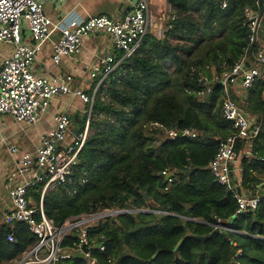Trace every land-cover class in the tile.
<instances>
[{
	"label": "trees",
	"instance_id": "1",
	"mask_svg": "<svg viewBox=\"0 0 264 264\" xmlns=\"http://www.w3.org/2000/svg\"><path fill=\"white\" fill-rule=\"evenodd\" d=\"M166 1L171 14L163 37L146 34L138 51L122 59L98 86L89 117L91 132L79 151L72 181L43 193L44 213L59 224L70 216L109 207L150 210L125 212L90 227L89 239L97 237L106 244L104 251H91L98 264L114 263L125 247L124 232L138 223L148 226L130 235L132 256L122 264H264V195L254 211L235 216L236 195L243 191L255 195L264 180L259 176L264 172V79L246 89L242 99L250 112L259 115L260 129L250 141L236 143L242 168L239 192L220 184L208 169L232 128L220 114L221 86L202 82L207 65H214L219 74L243 54L249 35L244 10L260 12L262 3ZM173 78L179 80L184 99L169 90ZM208 87L210 92L198 99ZM84 122L85 118L81 129ZM154 122L175 131L191 128L198 134L162 137L165 131L152 127ZM247 152L250 155L244 156ZM164 170L173 174L171 183L161 175ZM42 187L43 182L29 187L28 196L35 203ZM217 218L233 231L212 232ZM11 231L14 241L7 240ZM203 235L207 238L199 240ZM77 241V235L70 233L62 245ZM34 244L26 224H2L0 264H10ZM57 264L88 261L77 254Z\"/></svg>",
	"mask_w": 264,
	"mask_h": 264
},
{
	"label": "built area",
	"instance_id": "2",
	"mask_svg": "<svg viewBox=\"0 0 264 264\" xmlns=\"http://www.w3.org/2000/svg\"><path fill=\"white\" fill-rule=\"evenodd\" d=\"M46 1L0 0V42L12 47V53L2 61L0 67V115L8 114L17 121L27 125L33 124L39 120L52 98L68 94L77 96L83 103L89 104V109L86 111L84 126L73 136L70 143H65L70 117L65 113L56 115L55 127L42 135L34 153L27 151L21 153L14 171L10 174V180L20 177L21 181L9 189L12 208L5 215V224L12 226L15 222H22L35 237V244L10 264H57L71 257L66 250L77 252L87 259L88 264H92L96 260L92 257L91 251L94 248L104 251L106 244L104 241L99 242L97 237L89 239L90 227L99 220H106L131 209L103 208L70 216L56 224L45 215L42 197L46 190L72 181L71 175L78 163L79 151L89 135V117L97 88L122 59L134 55L141 46L150 21L149 1L137 0L119 19H112L105 14L92 15L73 29L63 30L60 37L52 42V59L59 63L63 55H71L79 50L83 37L100 30L110 35L114 48L121 56L118 59L113 54L105 55L101 60L102 66L93 68L90 77L100 76V80L97 81L92 95H88L83 89L71 88L69 85L71 77L68 75L50 80L33 71L35 55L40 47L50 40L53 30L50 17L44 13ZM225 4L223 1L222 6ZM244 12L249 27L248 44L233 65L215 74L212 79V82L221 86L220 114L231 123L232 132L220 142L216 154L207 166L216 180L230 189L235 188L233 175L237 161L236 143L238 140L250 141L260 129L258 121L253 122L237 105L232 94L233 86L239 84L241 89L246 90L255 81L264 79V72L248 62L249 57L253 56L252 45L257 41L260 12H255L249 7H246ZM25 31L31 43L24 38ZM254 59L256 63L264 66V50L258 51ZM207 92H210V87L199 94L204 95ZM151 124L152 127L163 129L166 137L172 138L177 135V131L165 129L157 122ZM181 132L191 138L198 134L191 128ZM8 149L11 153L18 151L15 144H9ZM249 155L247 152L244 156ZM237 170L241 171L242 168L239 166ZM168 173L164 170L161 175L165 176ZM83 181L80 180L81 183ZM39 182H43L42 193L38 203H35L28 196V190L30 186ZM167 182L171 183L172 178ZM236 201L235 216L254 211L261 201V195L249 196L241 193L236 195ZM213 226L219 230L233 231L230 227L222 225L218 218ZM70 233H75L78 241L72 246L63 247L62 243ZM100 238L103 239V236ZM7 240H15L12 231L7 234ZM83 246L87 247V251H82Z\"/></svg>",
	"mask_w": 264,
	"mask_h": 264
},
{
	"label": "crops",
	"instance_id": "3",
	"mask_svg": "<svg viewBox=\"0 0 264 264\" xmlns=\"http://www.w3.org/2000/svg\"><path fill=\"white\" fill-rule=\"evenodd\" d=\"M148 1L150 21L147 34L161 38L166 30L168 18L166 9L170 5L166 0ZM132 6L133 4L129 0H47L44 4V13L50 17L53 30L50 40L45 42L35 55L34 73L50 80L58 79L61 75H68L71 77L69 83L71 88L83 89L89 95L93 83L95 82L96 85L97 81L100 80V76L91 78L90 73L94 67L102 66V57L113 54L120 59L121 53L114 48L110 35L100 30L83 37L79 50L71 55H63L59 63H55L52 59V42L60 37L63 30L73 29L92 15L105 14L112 19H119L125 14V10L128 7L132 8ZM24 38L31 43L27 31L24 32ZM256 44V48L252 50L253 56L249 57L248 62L250 65H256L264 72V66L256 63L254 59L258 51L264 50V13L259 20ZM11 53V45L0 42V67L2 61ZM215 74H217L215 66L207 65L202 82L212 83ZM245 91L240 88L239 84H235L232 91L233 97L237 105L250 116L253 122H257L259 115L250 112L243 103ZM201 96L199 94L198 99ZM88 109L89 104L83 103L77 96L68 94L52 98L47 109L41 113L39 120L33 124L27 125L15 120L8 114L0 115V226L5 224V215L12 208L9 189L17 186L21 181L20 177L9 179L21 153L25 151L34 153L40 144L42 135L55 127V117L61 113L69 115L71 120L65 142L70 143L73 136L81 129L82 120L85 118ZM9 144H15L18 151L11 153L8 149ZM238 167L239 161L237 159L233 175L235 188L238 187L237 181L240 175V171L237 170ZM261 174L264 178V172H261L259 176ZM30 175L29 173L28 176ZM242 193L246 194V191ZM263 194L264 184L261 185L260 183L255 195ZM246 195H249V192ZM66 251L71 257L77 255L72 250Z\"/></svg>",
	"mask_w": 264,
	"mask_h": 264
},
{
	"label": "water",
	"instance_id": "4",
	"mask_svg": "<svg viewBox=\"0 0 264 264\" xmlns=\"http://www.w3.org/2000/svg\"><path fill=\"white\" fill-rule=\"evenodd\" d=\"M130 2H131V4H135L136 2H137V0H129ZM257 1H259V2H261L262 3V9H261V11H260V13H259V16H258V21L261 19V17H262V15H263V13H264V0H257ZM130 8L128 7L126 10H125V12L127 11V10H129ZM216 84V83H215ZM209 96V95H208ZM182 134V132L180 131V130H178L177 131V135H181ZM173 177V174L172 173H168L167 175H165V177H164V180L167 182V180L169 179V178H172ZM264 184V182H261V185H263ZM236 190L239 192V191H241V188L238 186V187H236ZM248 192L246 191V194H247ZM145 197H146V199H148V197H147V195H145ZM139 211H143V212H149L150 210H147V209H139V210H137V209H131V210H129L128 212H139ZM144 226H148V224H142V223H138V224H136L135 225V227L133 228V229H131V230H127V231H125L124 232V245H125V247H124V250L122 251V253L116 258V260L114 261V263H112V264H122V260L125 258V257H127V256H132V253L130 252V250H129V246H128V244H129V237H130V235L131 234H133L137 229H139V228H141V227H144ZM220 230H219V228L217 227V228H214L213 229V231L212 232H219ZM222 233H224V231H222ZM207 238V235H203V236H198V239L199 240H201V241H203V240H205ZM183 242V239H181L179 242H178V244L175 246V248H174V253H175V256H177L178 255V247H179V245L181 244ZM82 251L83 252H85V251H87V247L86 246H83L82 247ZM92 264H98L97 262H94V263H92Z\"/></svg>",
	"mask_w": 264,
	"mask_h": 264
},
{
	"label": "rangeland",
	"instance_id": "5",
	"mask_svg": "<svg viewBox=\"0 0 264 264\" xmlns=\"http://www.w3.org/2000/svg\"><path fill=\"white\" fill-rule=\"evenodd\" d=\"M166 14L169 16L170 14H171V7H168L167 6V9H166ZM172 71V69H170V72ZM173 81H174V83H173V85L170 87V91L171 92H174V93H176L177 94V96L180 98V99H184V92H182L181 90H180V88H179V86H178V79H174L173 78ZM91 131L89 130V133H90ZM162 137H165L166 136V133H164L163 132V134L161 135ZM260 177L261 178H263V176H262V174L260 175ZM75 254H77V252H75Z\"/></svg>",
	"mask_w": 264,
	"mask_h": 264
}]
</instances>
